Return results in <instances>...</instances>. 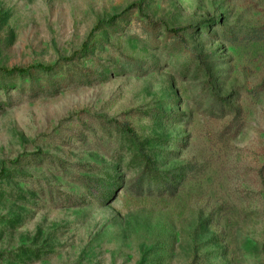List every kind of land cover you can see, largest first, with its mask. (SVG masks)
<instances>
[{
	"label": "rangeland",
	"instance_id": "rangeland-1",
	"mask_svg": "<svg viewBox=\"0 0 264 264\" xmlns=\"http://www.w3.org/2000/svg\"><path fill=\"white\" fill-rule=\"evenodd\" d=\"M37 65L0 74V264H264V0H0Z\"/></svg>",
	"mask_w": 264,
	"mask_h": 264
},
{
	"label": "trees",
	"instance_id": "trees-1",
	"mask_svg": "<svg viewBox=\"0 0 264 264\" xmlns=\"http://www.w3.org/2000/svg\"><path fill=\"white\" fill-rule=\"evenodd\" d=\"M161 23V22H160ZM162 24V23H161ZM152 25V24H151ZM164 25V24H163ZM165 26V25H164ZM194 28L193 25H187L179 28H167L165 27V31L167 34L178 37L179 34L181 33H186L190 32ZM86 50L85 48L81 50V52H77L73 57L72 60L68 61L71 64L73 63V60H78L79 58L86 57ZM34 70H38L39 72L42 73H48L52 70L51 66H41L37 65L34 67H27V68H13L11 70H5V69H0V74L3 76L11 77V76H16V77H25L28 76L32 79V74L35 72ZM73 74L77 75L76 79H70V81L75 80V81H84L86 78L93 77V72L87 71L88 75H83V72H80L78 68L75 69ZM64 82V81H62ZM124 134H127L128 136H132L133 132L131 129H125L123 131ZM130 142L135 143V140H132L131 138L129 139ZM140 158L142 159L143 163L146 165L145 172L143 174L144 177L141 178L142 181H144L145 184L149 183L151 179L155 178L154 177V172L150 168V160L144 155H140ZM140 181V180H139Z\"/></svg>",
	"mask_w": 264,
	"mask_h": 264
}]
</instances>
